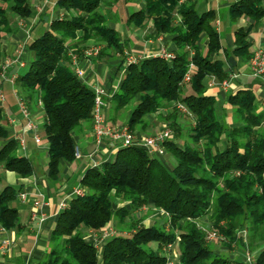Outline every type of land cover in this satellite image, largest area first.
I'll return each instance as SVG.
<instances>
[{
    "label": "trees",
    "instance_id": "trees-1",
    "mask_svg": "<svg viewBox=\"0 0 264 264\" xmlns=\"http://www.w3.org/2000/svg\"><path fill=\"white\" fill-rule=\"evenodd\" d=\"M141 1L125 24L140 27L151 21V30L172 36L173 57L155 55L128 64L111 98L109 119L114 122L120 111L130 109L125 124L129 131L142 133L151 125L148 116L158 113L157 130L171 131L165 153L120 146L110 160L87 168L79 180L85 193L73 195L60 211L49 252L36 264H167L162 248L169 242H176L174 264H249L245 250L252 253L253 264H264V109H258L249 89L229 93L228 125L218 99L206 93L210 77L222 81L234 72L235 58H250L249 28L235 29V46L224 50L225 67V61L209 57L221 49L214 10L200 12V0ZM115 2L55 0V8L65 12L29 40V65L14 80L16 94L26 103L40 99L50 180L57 178L61 159H75L72 133L83 123L92 127L94 92L74 74L69 53L81 56L80 43L91 39L100 45L96 58L122 54L118 33L108 25L118 18L110 8ZM12 14L29 17L33 7L28 0H0V38L11 29ZM229 15L231 20L242 15L258 20L264 16V0H238L230 5ZM202 37L207 39L205 50ZM190 63V80L183 83ZM179 103L188 113L178 109ZM3 120L0 107V166L17 177L29 176L33 164L19 154V142L9 138ZM15 192L10 185L0 191V226L6 230L18 226ZM115 198L123 204L117 207ZM142 208L159 221L145 225L147 211L133 213ZM206 217L228 249L238 246L237 254L218 252L208 244L207 231L198 223ZM112 221L117 232L101 242L100 250L85 241L83 229L99 233Z\"/></svg>",
    "mask_w": 264,
    "mask_h": 264
},
{
    "label": "crops",
    "instance_id": "crops-1",
    "mask_svg": "<svg viewBox=\"0 0 264 264\" xmlns=\"http://www.w3.org/2000/svg\"><path fill=\"white\" fill-rule=\"evenodd\" d=\"M236 1L238 0L199 1L200 12L214 10L213 27L218 32L221 44V49L216 54L211 53L210 58L225 61L224 50H230L235 46V29L238 28H249L246 39L250 43L248 49L251 55L257 48L264 50V16L255 20L242 15L231 20L230 5ZM28 2L33 7V14L25 18L10 15L11 29L8 32H1V64L9 62L7 78L13 74L22 73V69L29 65L32 55L28 48L29 40L46 29L52 17L60 16L65 12L63 9L55 8V0H28ZM142 5L141 0L127 2L117 0L110 6L112 16L114 17L116 14L118 18L115 21H108V25L118 33L122 54L111 57L102 55L98 58L81 55L78 59V65L83 70L80 80L91 89L95 86L104 89L101 94V112L106 122L113 126L125 124L130 112V109L120 111L118 113L120 117L114 122L109 119L111 98L118 90L123 76L127 72L123 61L124 57L130 53L140 59L149 58L158 55L161 49L172 51L175 48L171 35L151 30V21H147L140 27H131L125 24V19L131 10ZM206 42L207 39L202 37L200 45L203 50H205ZM95 44V41L90 39L80 43V46L84 49ZM249 59L240 57L234 59L236 77L228 89H223L216 81L210 84L212 77L208 80L206 93L214 95L218 99L219 113L225 117L228 125L232 124V107L225 102L229 93L240 89H249L255 94L258 109H261L260 102L264 99V74L262 76L254 74ZM224 63L227 67L228 62ZM0 91L2 94L0 107L4 117L2 125L7 130L9 138L18 140L19 154L27 157L34 167L31 175L17 177L13 171L5 170L0 166V191L6 185H13L12 187L16 191L14 205L17 208L16 222L18 223L15 228L0 231V239L8 240V245L3 252H0V264H36L44 259L49 252L52 229L60 211L66 207L74 195L73 187L79 183L87 168L99 167L104 161L110 160L114 156L118 149L116 148L117 142L109 139L95 141L91 127L83 123L80 129L72 133L81 156L71 162L61 159L58 164L57 178L50 180L47 176V145L41 136V126L45 121V114L41 108L40 99L35 104L27 103L31 116L39 126L40 142L36 143L18 106L14 82L0 81ZM148 119L151 121V125L147 131L136 132L137 134L143 136L157 131L160 125V123L158 124V113L149 115ZM20 140L23 141V144L20 143ZM76 175L79 177L77 178ZM20 193H23V197L20 196ZM114 203L117 207L123 204L117 198ZM143 209L141 211L145 212L146 208ZM110 225H114V222H110ZM83 231L85 241L95 245L98 233L91 229H83Z\"/></svg>",
    "mask_w": 264,
    "mask_h": 264
},
{
    "label": "built area",
    "instance_id": "built-area-1",
    "mask_svg": "<svg viewBox=\"0 0 264 264\" xmlns=\"http://www.w3.org/2000/svg\"><path fill=\"white\" fill-rule=\"evenodd\" d=\"M100 49V45H92L90 47L83 49V57H90L95 56L98 54ZM71 56L72 61V68L73 72L76 76L79 78L83 75V70L78 65V59L80 56L69 53ZM159 56L170 60L173 57V53L171 51H168L166 49H161L158 53ZM124 63L125 66L128 64H135L140 61V58L128 53L124 57ZM250 66L252 68V71L256 75L262 76L264 74V50L257 48L253 51L250 59ZM18 64H21L18 62ZM9 66V62L6 61L5 63L0 64V81L2 80H9L10 82H14L15 78L17 77L16 74L11 75L9 78H7V68ZM193 65L190 63L188 70L185 72L182 82L188 83L191 76ZM236 77V73H230L227 78L223 79L222 81H219L218 84L223 89H228L231 84L233 83V79ZM214 78H212V81H210V84L214 82ZM94 92V106H93V112H92V127L91 131L93 134V137L95 141L100 142L103 139H109L111 141H116L117 145L116 148L120 146H127V145H137L145 148L149 153L155 154L157 156L164 155L165 153V147L164 143L165 141L170 138L171 131L168 128L157 130L156 132L149 134V135H139L137 133H133L129 131L126 124L113 126L106 122V119L104 118L102 112H101V106H102V100H101V94H103L104 89L100 86H95L93 88ZM0 99H2V94L0 91ZM17 103L20 108L21 114L26 119L27 127L30 129L34 141L36 143L40 142V135H39V126L35 119L31 116V112L27 106V103L24 99H22L19 95H17ZM178 109H180L182 112H187V109L183 104H177ZM260 107L264 109V99L260 102ZM188 113V112H187ZM20 143L23 144V141L20 140ZM80 150L78 146H75L74 150V157L78 158L80 157ZM72 192L74 195H82L85 193V189L80 186L78 183L75 185L72 189ZM20 196L23 197V193H20ZM64 207V205H62ZM43 220V218H41ZM4 228H0V231H4ZM116 229L114 225L107 226L104 229H101V231L98 233V239L96 240L97 243L94 245L98 249L99 243H101L105 238L110 237L114 234H116ZM215 236V233H211ZM211 236V235H210ZM212 237V236H211ZM8 245V240L6 238L0 239V252H3L6 246ZM99 248L98 250H100ZM162 252L167 257V264H174L177 262L178 259V251L176 248V242L172 243L169 242L165 244L162 248ZM250 255L247 253L246 255V261L249 264H253L252 261H250Z\"/></svg>",
    "mask_w": 264,
    "mask_h": 264
},
{
    "label": "rangeland",
    "instance_id": "rangeland-1",
    "mask_svg": "<svg viewBox=\"0 0 264 264\" xmlns=\"http://www.w3.org/2000/svg\"><path fill=\"white\" fill-rule=\"evenodd\" d=\"M37 35H39V34H37ZM36 35V36H37ZM28 67V66H27ZM27 67L26 68H23L22 69V72H24L26 69H27ZM4 90V89H3ZM4 95H6V93L4 92ZM180 119H182L181 117H180ZM159 124V123H158ZM159 127H161L160 125L158 126V128ZM77 176V178L79 177V175H76ZM13 186V185H12ZM143 209V208H142ZM142 209H139V210H135L133 213L136 215V216H139L143 211H141ZM145 209V208H144ZM143 209V210H144ZM145 211H147V213L145 212V215H146V218L143 220V223H147V224H153V223H155L156 222V220L157 221H159L158 220V217H157V215L155 214V213H153V212H149V210H147V208H146V210ZM144 213V212H143ZM142 213V214H143ZM162 219H160V221H161ZM198 223L200 224V225H202V226H204V228L206 229V231H207V239H208V244H211V246H213L218 252H224V253H226V254H229L230 256H232V255H235V254H237L238 253V250L236 249V247H238L236 244H234L232 247H231V249H228L225 245H224V243H223V240H221L220 238L221 237H216V236H214V235H212L211 233H212V229H210L209 228V226H210V220L206 217L205 219H203L202 221H198ZM115 229H116V227H115ZM117 231V230H116ZM238 234L239 235H241V237H242V239H244L245 238V231L244 230H240V231H238ZM212 237H211V236ZM223 239V238H222ZM100 244L101 243H99L98 244V249L100 248ZM244 252V254H243V257H245V255H247V253L250 255H252V253L250 252V251H247V250H245V251H243ZM250 255V256H251ZM244 261H246V259H244Z\"/></svg>",
    "mask_w": 264,
    "mask_h": 264
}]
</instances>
